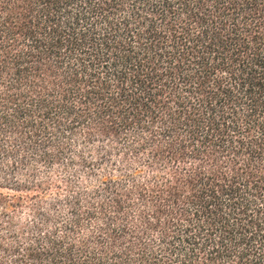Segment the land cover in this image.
Segmentation results:
<instances>
[{"label":"trees","instance_id":"trees-1","mask_svg":"<svg viewBox=\"0 0 264 264\" xmlns=\"http://www.w3.org/2000/svg\"><path fill=\"white\" fill-rule=\"evenodd\" d=\"M116 147L108 200L0 195V264H264V0H0V151Z\"/></svg>","mask_w":264,"mask_h":264},{"label":"rangeland","instance_id":"rangeland-1","mask_svg":"<svg viewBox=\"0 0 264 264\" xmlns=\"http://www.w3.org/2000/svg\"><path fill=\"white\" fill-rule=\"evenodd\" d=\"M1 136H11V134L4 130L1 132ZM105 144L111 145L109 142ZM4 146L8 148V146H13V143L9 145V142H6ZM16 147L18 146L16 145ZM98 148L97 144L93 147H84L81 140H76L73 144V153L76 150L85 149L89 154L93 149L97 155ZM121 151L116 147L109 154L110 157L102 162H94V164L86 166L81 161L70 162L69 156L49 164L44 163L33 153H27L24 150H20L19 153L25 154V159L17 155L8 157L5 149L2 148L0 151V177L7 176L10 182L21 183L24 186L22 188L13 187V189L0 186V195L9 193L12 198L20 199L17 206L11 207V214L15 216L16 222L33 218L32 210L36 207L52 208L55 197L58 196H61L62 199L59 202V211L66 216L70 211L67 200L69 198L79 197L82 201L91 199L98 202L108 200L110 196L102 188V181L105 177L118 180L124 186L131 184L129 171L135 164L131 157L123 161L120 157ZM14 163L16 164L15 168L12 166ZM97 189L99 191L94 194ZM96 222L98 223V221Z\"/></svg>","mask_w":264,"mask_h":264}]
</instances>
